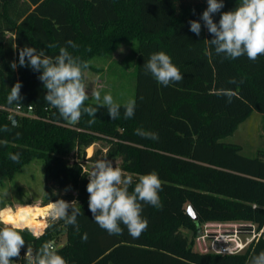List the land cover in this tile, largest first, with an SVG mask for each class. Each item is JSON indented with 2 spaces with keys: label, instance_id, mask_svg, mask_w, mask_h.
I'll return each mask as SVG.
<instances>
[{
  "label": "trees",
  "instance_id": "trees-1",
  "mask_svg": "<svg viewBox=\"0 0 264 264\" xmlns=\"http://www.w3.org/2000/svg\"><path fill=\"white\" fill-rule=\"evenodd\" d=\"M239 3L224 0L221 13ZM206 8L207 0H0V182L31 161L42 160L46 182L63 192L54 197L46 186L42 206L58 199L77 200L81 212L78 227L58 220L36 235L27 228L41 225H12L25 239L12 264H26L28 246L35 253L43 243L55 242L61 230L66 240L56 246L67 264H249L253 255L264 251V238L239 255L193 249L198 227L205 222L264 226V149L245 157L239 145L220 141L252 113L264 118V55L256 61L246 55L236 59L217 55L200 20ZM221 13L213 16L214 22ZM190 20L201 23L200 36L190 31ZM69 40L75 48L67 44ZM121 42L136 43V108L129 119L124 117V105L119 118L111 119L106 107L86 100L85 107L98 108L96 116L82 113L79 122L71 124L45 101L40 72L10 66L24 46L52 57L66 47L89 65ZM160 51L171 57L182 81L163 86L145 73L144 63ZM233 78L236 83H229ZM17 81L22 84V104H8ZM222 89L236 93L231 103L217 94ZM16 106L31 107L34 118L12 113ZM137 129L156 133L158 139L143 138ZM97 142L104 143L103 148L95 149L87 160L118 161L133 178L129 192L142 174L155 172L162 182L158 193L162 207L143 206L141 215L148 227L139 238L130 236L123 225L122 234L109 235L93 221L88 181L81 175L79 160H85L86 149ZM16 153L19 163L9 158ZM188 207L196 221L187 214Z\"/></svg>",
  "mask_w": 264,
  "mask_h": 264
},
{
  "label": "clouds",
  "instance_id": "clouds-1",
  "mask_svg": "<svg viewBox=\"0 0 264 264\" xmlns=\"http://www.w3.org/2000/svg\"><path fill=\"white\" fill-rule=\"evenodd\" d=\"M224 6V0H207V8L200 20L212 36L211 40H207L208 43L214 47L217 55L223 54L225 58L230 59L246 55L249 60L256 61L258 56L264 55V0H240L234 10L221 13ZM216 13H221L218 23L213 19ZM188 23L190 31L200 36L201 23L198 20H190ZM67 44L72 48L76 47L71 40L67 41ZM18 65L40 72L38 79L47 90L45 101L57 109L65 121L76 124L82 113L90 117L96 116L98 108L84 106V102L89 99L84 82L85 70L89 65L73 57L66 47H61L59 54L52 57L46 55L43 50L37 51L34 47L24 46L19 49L18 61H13L10 66L15 70ZM143 68L146 74L150 73L163 86L184 79L179 68L172 63L171 57L163 51L151 54ZM229 83L235 84V78ZM21 87L19 81L11 87L7 96L8 104H22ZM217 94L225 96L228 103H231L236 95L230 89H222ZM91 97L99 107L107 108L111 119L119 118L121 105L114 101L111 93L105 94L101 99L100 90L93 89ZM123 107L124 117L132 118L136 101L130 99ZM93 122L94 120H89L90 124ZM136 134L143 138L158 139L156 133L143 129H137ZM9 158L19 163L20 154H10ZM87 176L88 207L93 221L109 235L122 234L123 225L130 236L139 238L148 227L147 219L141 215L143 206L162 207L158 195L163 190L162 182L155 172L139 175L132 192H129V187L133 184V178L107 159L96 160ZM77 203V200L68 202L63 199L51 202L50 218L53 221L63 220L67 225L78 227L77 217L81 212L75 206ZM0 225V264H12L13 258L20 257L25 239L19 230L7 222L0 220ZM86 238L85 235L84 239ZM24 259L26 264H67L58 254V248L52 241L43 243L35 253L28 246ZM249 264H264V251L253 255Z\"/></svg>",
  "mask_w": 264,
  "mask_h": 264
},
{
  "label": "rangeland",
  "instance_id": "rangeland-1",
  "mask_svg": "<svg viewBox=\"0 0 264 264\" xmlns=\"http://www.w3.org/2000/svg\"><path fill=\"white\" fill-rule=\"evenodd\" d=\"M135 50V42H121L107 55L95 57L89 62L90 69L85 70L84 75V82L87 86L86 91L89 94V99L87 101L97 103L91 97V91L93 89L100 90L101 99L105 94L111 93L114 101L120 105H125L128 100L134 99ZM28 118L32 119L34 116L32 115ZM220 141L239 145L241 147L240 154L242 156H254L257 150L264 149V118L258 113H252L238 126L237 130L232 135L224 137ZM103 146L104 143L97 142L94 146L89 147L85 151V158L92 155L95 149L103 148ZM70 158H72V155ZM79 162L84 166L86 172L91 171L93 164L86 163L83 159L79 160ZM111 162L114 166H119L118 161ZM46 186L50 189L52 196H62L63 192L61 190L46 182L43 161L35 159L23 166L21 171L13 177L4 178L0 182V211L7 207L14 210L21 206H42L44 203ZM50 222H53V220L50 216H47L44 221L35 222V224L41 226H34L27 229L32 234L34 233L33 235H36ZM184 233L188 236V239H190L191 233L186 230ZM65 240V232L61 230L54 243L55 245L61 246L64 244ZM197 248L199 249L198 245ZM193 249L195 250L194 247Z\"/></svg>",
  "mask_w": 264,
  "mask_h": 264
},
{
  "label": "built area",
  "instance_id": "built-area-1",
  "mask_svg": "<svg viewBox=\"0 0 264 264\" xmlns=\"http://www.w3.org/2000/svg\"><path fill=\"white\" fill-rule=\"evenodd\" d=\"M12 113L19 116H32V108L25 110L16 106ZM86 163L92 162L87 159ZM81 175L89 182L84 166L80 164ZM264 238V226L257 228L250 222H205L198 227L194 238L195 251L221 256L244 254L253 244ZM197 245L199 249L197 248Z\"/></svg>",
  "mask_w": 264,
  "mask_h": 264
},
{
  "label": "bare ground",
  "instance_id": "bare-ground-1",
  "mask_svg": "<svg viewBox=\"0 0 264 264\" xmlns=\"http://www.w3.org/2000/svg\"><path fill=\"white\" fill-rule=\"evenodd\" d=\"M50 211L49 205L46 207L32 205L21 206L12 210L5 208L0 211V220L10 224L28 225L30 223L42 222L46 219Z\"/></svg>",
  "mask_w": 264,
  "mask_h": 264
},
{
  "label": "water",
  "instance_id": "water-1",
  "mask_svg": "<svg viewBox=\"0 0 264 264\" xmlns=\"http://www.w3.org/2000/svg\"><path fill=\"white\" fill-rule=\"evenodd\" d=\"M187 214L192 218V220L196 221V216L194 215L190 207L187 208Z\"/></svg>",
  "mask_w": 264,
  "mask_h": 264
}]
</instances>
